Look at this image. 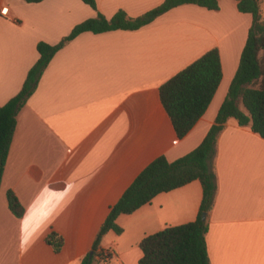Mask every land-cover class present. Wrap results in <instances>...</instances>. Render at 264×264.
<instances>
[{"label":"crops","instance_id":"0c3cea01","mask_svg":"<svg viewBox=\"0 0 264 264\" xmlns=\"http://www.w3.org/2000/svg\"><path fill=\"white\" fill-rule=\"evenodd\" d=\"M95 1L110 18L118 10L137 17L163 0ZM260 6L264 18V0ZM95 15L83 0H0V106L20 90L39 57L38 42L56 44ZM250 25L237 0H219L216 10L182 4L138 29L82 32L56 51L16 116L0 183V264H78L146 165L160 155L173 161L202 141ZM213 47L222 78L206 111L179 138L159 86ZM214 170L205 234L210 264H264V138L228 118L217 137ZM8 189L24 206L21 217L7 206ZM201 197L193 180L118 215L123 231H107L99 244L112 257L97 256L94 264H139L140 240L193 221ZM50 232L63 237L57 252L45 241Z\"/></svg>","mask_w":264,"mask_h":264},{"label":"trees","instance_id":"16d2710c","mask_svg":"<svg viewBox=\"0 0 264 264\" xmlns=\"http://www.w3.org/2000/svg\"><path fill=\"white\" fill-rule=\"evenodd\" d=\"M83 1L96 10V15L75 25L71 32L56 44L38 42L39 57L28 70L20 90L0 106V183L16 125V116L35 91L55 52L66 42L85 31L100 33L116 29H138L169 9L182 4H195L210 10L219 8V0H163L137 17H130L123 10H118L112 17L107 18L97 10L95 0ZM237 8L240 12L251 15V25L238 67L213 124L202 141L188 153L173 161H168L164 155H160L138 173L110 208L91 250L78 264H94L99 255L102 236L109 230L116 234L123 231L116 222L118 215L130 214L150 202L156 194L178 188L193 180H198L202 187L196 218L183 224L166 226L144 236L139 242L142 251L139 264H210L205 234L208 230V213L214 203L217 189L214 157L218 134L226 120L232 117L240 126H249L264 138V18L260 0H237ZM261 51L263 54L260 56ZM221 78L219 50L213 47L159 86L160 100L179 138L185 136L206 111ZM6 200L11 213L21 217L24 206L12 189L6 191ZM45 241L56 252L64 242L63 237L56 232H50Z\"/></svg>","mask_w":264,"mask_h":264},{"label":"built area","instance_id":"2783aa9c","mask_svg":"<svg viewBox=\"0 0 264 264\" xmlns=\"http://www.w3.org/2000/svg\"><path fill=\"white\" fill-rule=\"evenodd\" d=\"M98 257L104 261H108L111 259L112 257V251L109 249H105V250H99L98 251Z\"/></svg>","mask_w":264,"mask_h":264},{"label":"water","instance_id":"95a60500","mask_svg":"<svg viewBox=\"0 0 264 264\" xmlns=\"http://www.w3.org/2000/svg\"><path fill=\"white\" fill-rule=\"evenodd\" d=\"M205 216V214H203V217Z\"/></svg>","mask_w":264,"mask_h":264},{"label":"rangeland","instance_id":"374dc122","mask_svg":"<svg viewBox=\"0 0 264 264\" xmlns=\"http://www.w3.org/2000/svg\"><path fill=\"white\" fill-rule=\"evenodd\" d=\"M241 107H242V105H241Z\"/></svg>","mask_w":264,"mask_h":264}]
</instances>
